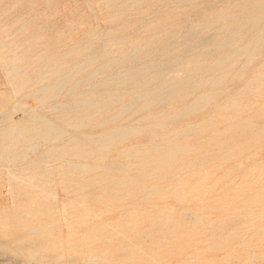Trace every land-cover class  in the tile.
Returning a JSON list of instances; mask_svg holds the SVG:
<instances>
[{"label":"bare ground","instance_id":"6f19581e","mask_svg":"<svg viewBox=\"0 0 264 264\" xmlns=\"http://www.w3.org/2000/svg\"><path fill=\"white\" fill-rule=\"evenodd\" d=\"M145 1L153 0H134V3L142 4ZM121 12V7H116L109 18H120ZM176 23L175 15L166 19H152L143 23L148 30V37L143 41L131 39L124 46V36L116 35L110 37L107 44L100 45V48L86 55L82 61L65 63L60 56L62 63L56 59L54 62L58 61L60 64L57 67L58 64L55 63V70H45L46 74L40 78L43 82L30 94L34 99H40L41 103H46L48 99L55 100L67 85L74 89L79 83L94 82L97 75L103 72H108V75L101 82L96 80L94 86L100 84L115 89H105V95H99L98 90L92 88L91 91L88 90L89 93L77 92L79 95L71 100L56 101L50 106V110L57 114L60 123L44 115L33 114L19 124H8L0 128V161L22 160L26 158L28 151H33L41 143H49L38 157L28 160L27 166L33 168V173L21 178L11 174L9 178L16 184L29 185L39 190L31 197L32 202L47 200V197L38 193L43 192L44 186L52 181L51 175L54 172L62 182L72 186L67 188L75 195V199L70 201H83L91 197L104 202L120 192L124 196L149 202L160 194H170L178 201H190L197 197L198 187L178 175L181 165H187L184 163L186 154L193 152L192 146L187 142L188 136L206 133L214 127L211 138L206 142H213L217 147L220 144L227 145L229 152L231 148V151L241 154L245 144L236 143V139L264 134V122L258 124L250 118L235 122L228 113L242 112L244 107L255 108L253 102L242 104V97L245 93L254 94L264 88V0H239L234 6L227 4L213 11L209 17L192 23L180 34H176L174 39L171 38V41L163 42L153 49L154 41L177 32ZM113 45L121 46L116 54ZM80 49L81 47L74 48L66 57L78 53ZM136 58L141 59V62L131 63ZM7 59L11 65L8 75L12 78L13 92L16 93L26 87L29 78L13 56H7ZM98 60L101 62L95 66ZM239 61H242L240 66L233 70V65ZM254 63L255 66H252ZM120 67L123 69H118ZM173 70L180 73L170 77ZM80 72L84 75L74 81ZM51 74L57 75L54 80L48 79ZM234 79L245 81L241 89L227 93L226 86ZM130 84L132 87L129 89L127 86ZM116 89L121 91L117 92ZM195 91L197 94L190 99ZM222 94H226V99L219 103L218 98ZM165 103L169 104L168 108L163 107ZM22 106L20 102L16 105L18 108ZM158 107L162 109L155 112ZM210 107L215 109V113L197 123L167 127L183 116L202 113ZM130 108L134 114L144 112V122L136 125L116 124L123 116L128 115ZM71 111L73 115H70ZM258 112L262 114V109L259 108ZM88 125H99L104 130L100 133L70 135L71 131ZM220 125H223L224 130L220 129ZM157 128L163 130L161 137L155 140V134L159 131ZM141 133L153 135V138L137 147L119 149L118 155L124 156L122 159L105 162L108 149L124 138L137 137ZM51 161H56V166H52ZM192 163L195 162L189 161L188 165ZM202 165L203 163L201 167L204 168ZM260 173L264 176V164L260 167ZM160 174L169 175L168 181L160 183ZM201 174H204V170ZM93 187L96 188V194L92 192ZM261 195L264 197V183L258 187L257 196ZM80 207L69 205L72 211ZM43 210L25 212L27 220L36 222H24L12 232L0 230V243L14 251L26 252L29 258L38 254L41 257H52L54 264H128L133 261L137 251L134 240L128 241L116 251L90 249L81 258L76 256L69 261L63 253H51L50 256L45 252L41 253L39 250L44 247L46 240L53 236L49 231L53 219L44 217L48 210ZM171 213L172 208L155 209L154 206L147 208L143 217L154 224L156 220L163 219L165 224L172 221L169 217ZM189 213V210H185L181 214L186 218ZM40 217L44 219L40 220ZM96 217L89 212L74 213L69 222L82 225ZM231 223L232 228L229 230L228 227V231L223 230L222 225L214 227L212 237H220L218 242L224 241L223 243L230 245L235 237L248 228L245 226L236 230V223L233 220ZM186 225L184 223L181 229ZM95 229L93 226L90 234L81 235L79 241H92ZM161 231L162 229L158 230L159 233ZM150 233L155 234V228ZM166 233L164 230L161 232L162 235ZM193 233L199 236L197 238L203 235L200 236L198 231ZM51 245L55 246L54 243ZM139 261H145L146 264L150 262L146 258H140ZM179 264H186V261Z\"/></svg>","mask_w":264,"mask_h":264},{"label":"rangeland","instance_id":"374dc122","mask_svg":"<svg viewBox=\"0 0 264 264\" xmlns=\"http://www.w3.org/2000/svg\"><path fill=\"white\" fill-rule=\"evenodd\" d=\"M237 1L239 0H153L136 4L134 0H0V128L8 124H19L33 114L44 115L60 123L57 114L50 110V106L56 101L71 100L79 95L80 91L89 93L88 90L91 91L92 88L98 90L99 95H105V89H115L100 84L94 86L96 80L101 82L108 75V72H103L97 75L94 82L79 83L74 89L67 85L55 100L48 99L46 103H41L40 99H34L30 94L43 82L40 78H43V74L48 70H55V63L58 67L63 58V62L70 64L82 61L89 53L104 46L116 35L124 36L126 41L124 46L131 39L143 41L148 37V30L143 23L175 15L177 32L154 41L152 48L156 49L161 43L174 39L176 34H180L192 23L209 17L213 11L227 4L234 6ZM116 7H121L122 15L111 20L109 15ZM72 46V50L77 47L81 49L78 53L66 57L67 53L72 51ZM112 48L116 54L121 46L113 45ZM7 56H13L29 78L26 87L16 93L13 92L12 78L8 75L11 65L7 61ZM155 57L165 58L158 55ZM56 59H59L60 63L54 62ZM100 62L101 60H98L95 66ZM139 62H141L139 58L131 61L133 64ZM241 62L233 65V70L238 69ZM128 65L129 63L126 66ZM252 66H255V63ZM178 72L173 70L170 77L180 73ZM83 75L84 73L80 72L74 81ZM48 76L49 80H54L57 75ZM244 81L245 79L230 81L226 86V92L232 93L235 89H241ZM131 87L132 84L127 86L129 89ZM116 91L120 92L121 89ZM196 94V91L193 92L190 99ZM225 99L226 94H222L218 102L222 103ZM19 102L23 105L21 108L16 107ZM251 102L256 105L255 108L244 107V111L237 112L239 114L229 111V116L234 121L250 118L258 124L264 122V88L254 94L243 95L242 104ZM163 107L168 108L169 104L165 103ZM259 108L262 109V114L258 112ZM161 109L158 107L155 112ZM131 111L132 108L129 109L128 115L123 116L116 124L136 125L144 122V112L134 114ZM69 113L74 114L72 111ZM214 113L215 109L210 107L205 112L183 116L167 127L194 124ZM222 126L220 125V129L224 130ZM157 129L159 131L155 134V140L161 137L163 130ZM103 130L104 128L99 125H88L71 131L70 135L84 132L100 133ZM213 132L214 127L206 133L190 135L187 138L193 152L186 154L184 163L187 165L189 161L195 163L181 165L178 175L198 187L197 197L190 201H178L170 194H160L149 202L124 196L122 192L108 197L104 202L91 197L83 201H70L75 199L73 191L67 189L72 186L62 182L59 175L54 172L51 175L52 181L44 186V191L37 192L40 196L47 197V200L32 202L31 197L39 190L29 185L16 184L9 178L11 174L21 178L33 173V168L27 166L28 160L38 157L49 143H41L33 151H28V155L22 160L0 161V230L12 232L24 222H36L27 220L25 212L47 209L44 217L53 219L49 226L53 236L46 240L44 247L39 251L48 255L63 253L67 261L76 256L81 258L84 252L90 249L116 251L128 241L134 240L137 251L134 253V262L128 264H146L145 261H139L140 258H146L150 261L149 264H179L185 261L186 264H264V197L257 196L258 187L264 183V176L260 173V167L264 164V134L236 139V143L245 144L242 153L239 154L231 151V148L229 152L227 145L220 144L217 147L213 142L207 143ZM152 138L153 135L141 133L137 137L120 140L117 145L106 151L105 162L122 159L124 156L118 155L119 149L137 147ZM202 163L204 168L201 167ZM50 164L56 166L57 162L51 161ZM202 170L205 176L201 174ZM168 176L160 174L159 182L164 183ZM92 192L96 194L95 187ZM69 205L81 207L72 211ZM154 206L155 209L172 208L169 216L172 221L164 224L163 219H159L154 224L145 219L143 216L146 209ZM185 210L190 211L186 218L181 214ZM83 212H89L97 217L82 225L69 222L72 214ZM44 217L39 219L43 220ZM231 220L236 223L234 226L236 230L245 226L248 228L243 234L235 237L230 245L223 243L224 241L218 242L220 237H212L213 228L222 225L223 230H227L228 227L230 230ZM184 223L187 225L181 229ZM93 226L96 228L94 239L90 242L79 241L81 235L90 234ZM152 228H155V234L150 233ZM159 229L167 233L162 235V231L158 232ZM196 231L200 236L203 234L202 237L197 238L199 236L193 233ZM53 243L55 246L51 245ZM52 259L48 256L41 257L40 254L29 258L26 252L14 251L0 243V264H54Z\"/></svg>","mask_w":264,"mask_h":264}]
</instances>
